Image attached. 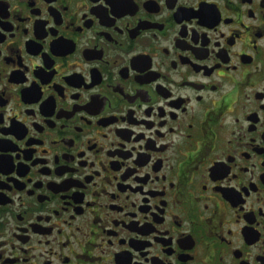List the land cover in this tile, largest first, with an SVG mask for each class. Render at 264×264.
I'll return each instance as SVG.
<instances>
[{"label":"flooded vegetation","instance_id":"1","mask_svg":"<svg viewBox=\"0 0 264 264\" xmlns=\"http://www.w3.org/2000/svg\"><path fill=\"white\" fill-rule=\"evenodd\" d=\"M0 264H264V0H0Z\"/></svg>","mask_w":264,"mask_h":264}]
</instances>
